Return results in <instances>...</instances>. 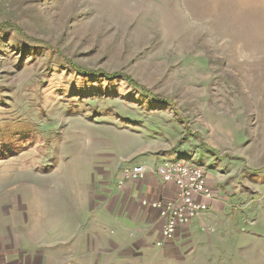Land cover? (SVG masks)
<instances>
[{
  "label": "rangeland",
  "instance_id": "374dc122",
  "mask_svg": "<svg viewBox=\"0 0 264 264\" xmlns=\"http://www.w3.org/2000/svg\"><path fill=\"white\" fill-rule=\"evenodd\" d=\"M178 157L218 193L191 245L81 243L70 206ZM19 259L264 264V0H0V264Z\"/></svg>",
  "mask_w": 264,
  "mask_h": 264
},
{
  "label": "crops",
  "instance_id": "0c3cea01",
  "mask_svg": "<svg viewBox=\"0 0 264 264\" xmlns=\"http://www.w3.org/2000/svg\"><path fill=\"white\" fill-rule=\"evenodd\" d=\"M120 168L121 165L116 178L112 181L108 178L100 181V191L102 192L98 193V195H91L89 198L88 196H82V206L77 208L70 206V209H72L71 215L76 217L77 225H75V222L73 223L75 229L77 228V233L80 232V239H85V234L87 238L92 237L93 234L92 244L99 243L101 246L111 247L112 255L120 256L123 253L127 256L132 252L131 249L144 252L146 249L153 247L166 250L170 247L189 246L192 242L190 238L199 229L201 230L200 226L201 223L203 224L204 218L213 216L214 210H217L215 208L217 206L214 205L215 202L212 203L211 210H207L201 217L194 219L190 224L179 229L172 244L166 247H159L156 245V241L161 237L163 226L159 211L150 205H144L142 199L173 198L177 194V187L172 183L163 182L154 174H148L146 178L141 180H128L123 187H120L118 183ZM210 181L212 182L211 179ZM212 184L216 188L214 182ZM69 238L71 237L69 236L67 240ZM82 241L81 239V243ZM68 243L69 241H66L61 246L69 245ZM100 254L102 253L98 255ZM64 257L61 258V261L64 260ZM30 260L24 262L19 259L14 264H22V262L24 264H40V262L35 261L33 263ZM67 260L65 257L64 261L66 262ZM81 260L85 261V255ZM109 261L110 258H107L106 263ZM8 262L10 261H6L5 264H8ZM10 264L13 263L10 262Z\"/></svg>",
  "mask_w": 264,
  "mask_h": 264
},
{
  "label": "built area",
  "instance_id": "2783aa9c",
  "mask_svg": "<svg viewBox=\"0 0 264 264\" xmlns=\"http://www.w3.org/2000/svg\"><path fill=\"white\" fill-rule=\"evenodd\" d=\"M150 173L177 187V194L173 198L142 200L144 205H150L159 211L163 226L156 245L166 247L174 242L181 227L190 224L210 209L213 201L218 199V193L204 166L180 157L163 160L151 167L139 162L123 164L119 178L124 183L125 179L138 180Z\"/></svg>",
  "mask_w": 264,
  "mask_h": 264
},
{
  "label": "trees",
  "instance_id": "16d2710c",
  "mask_svg": "<svg viewBox=\"0 0 264 264\" xmlns=\"http://www.w3.org/2000/svg\"><path fill=\"white\" fill-rule=\"evenodd\" d=\"M111 75V74H110ZM132 84H135V82L134 81H132L131 79H128ZM134 87H135V85H133ZM138 87V86H137ZM140 89H142L141 87H139ZM142 94H144L145 96L147 95V96H151L149 99H151L152 101H154L155 103H158V105L159 104H166V101H164V100H162V99H159V98H157V97H155V96H152V95H149V91L148 90H145V89H142L141 91H140Z\"/></svg>",
  "mask_w": 264,
  "mask_h": 264
},
{
  "label": "bare ground",
  "instance_id": "6f19581e",
  "mask_svg": "<svg viewBox=\"0 0 264 264\" xmlns=\"http://www.w3.org/2000/svg\"><path fill=\"white\" fill-rule=\"evenodd\" d=\"M180 159H182V158H180Z\"/></svg>",
  "mask_w": 264,
  "mask_h": 264
}]
</instances>
